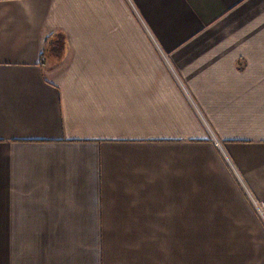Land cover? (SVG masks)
<instances>
[{
  "label": "crops",
  "instance_id": "0c3cea01",
  "mask_svg": "<svg viewBox=\"0 0 264 264\" xmlns=\"http://www.w3.org/2000/svg\"><path fill=\"white\" fill-rule=\"evenodd\" d=\"M264 0H0V264H264Z\"/></svg>",
  "mask_w": 264,
  "mask_h": 264
},
{
  "label": "built area",
  "instance_id": "2783aa9c",
  "mask_svg": "<svg viewBox=\"0 0 264 264\" xmlns=\"http://www.w3.org/2000/svg\"><path fill=\"white\" fill-rule=\"evenodd\" d=\"M262 207H264V204H262Z\"/></svg>",
  "mask_w": 264,
  "mask_h": 264
}]
</instances>
